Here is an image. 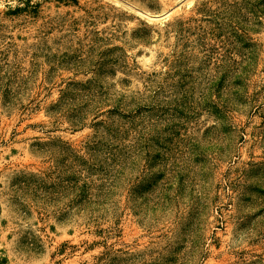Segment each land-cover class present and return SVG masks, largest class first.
Listing matches in <instances>:
<instances>
[{
  "label": "rangeland",
  "instance_id": "374dc122",
  "mask_svg": "<svg viewBox=\"0 0 264 264\" xmlns=\"http://www.w3.org/2000/svg\"><path fill=\"white\" fill-rule=\"evenodd\" d=\"M0 264H264V0H0Z\"/></svg>",
  "mask_w": 264,
  "mask_h": 264
},
{
  "label": "bare ground",
  "instance_id": "6f19581e",
  "mask_svg": "<svg viewBox=\"0 0 264 264\" xmlns=\"http://www.w3.org/2000/svg\"><path fill=\"white\" fill-rule=\"evenodd\" d=\"M186 4L190 7L192 5V1H189ZM171 14H172V12H167V13L159 15V16H149V15L147 16V15H144V14L140 13V15L142 17L147 18L151 22H164V21L168 20V18L171 16Z\"/></svg>",
  "mask_w": 264,
  "mask_h": 264
}]
</instances>
